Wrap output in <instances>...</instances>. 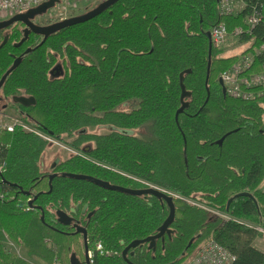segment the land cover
<instances>
[{
  "label": "trees",
  "instance_id": "trees-1",
  "mask_svg": "<svg viewBox=\"0 0 264 264\" xmlns=\"http://www.w3.org/2000/svg\"><path fill=\"white\" fill-rule=\"evenodd\" d=\"M218 20L217 0H118L90 20L51 34L40 45L29 40L14 47L20 35L9 34L0 47V76L24 47L32 49L22 53L1 92L30 93L35 103L25 108L29 123L59 141L74 136L69 147L78 153L56 166L48 192L49 171L41 164L49 142L20 127L0 131L1 159L6 162L0 189L8 187L15 195L14 200H0V264H33L30 258L41 264H70V254L84 249L83 239L56 221V209L69 211L78 205L79 211L94 210L89 221H82L88 248L101 241L119 253L132 240L155 234L168 215L166 203L154 196L106 190L64 177L63 172L124 187L145 186L134 176L182 197L204 200L235 219L264 221V97L243 101L223 96L218 77L232 59L216 58L214 48L207 97L205 32ZM59 58L64 75L51 79L47 71ZM187 69L183 83L190 92L188 106L176 123L179 74ZM129 102L134 107L124 109ZM146 124L151 125L150 138L131 133ZM97 125L116 130L88 131ZM242 191L251 192L257 204L236 197L226 209L228 199ZM34 196L31 209L24 211L19 204ZM173 200L171 235L158 239L155 250L147 243L129 249L131 263L179 264L213 238L236 255L233 264H264V250L255 245L261 232L235 220H220L178 197ZM7 241L24 255L7 251ZM94 264L128 263L118 255L97 256Z\"/></svg>",
  "mask_w": 264,
  "mask_h": 264
},
{
  "label": "built area",
  "instance_id": "built-area-1",
  "mask_svg": "<svg viewBox=\"0 0 264 264\" xmlns=\"http://www.w3.org/2000/svg\"><path fill=\"white\" fill-rule=\"evenodd\" d=\"M44 1L46 0H0V20L12 14L25 12ZM217 14L219 20L208 30L212 48L220 49L229 39L243 44L242 51L229 56L232 59L230 65L219 74L218 78L222 80L225 95L243 101H253L264 97V0H217ZM64 18L60 17V19ZM229 23L232 25H229ZM2 116V113H0V131L12 132L16 127H20L33 132L48 142L54 141L48 133L29 126L20 120L3 124L1 122ZM5 168L6 162L1 159L0 143V174L5 171ZM166 192L173 197L184 199L175 193ZM14 199L15 195L11 194L10 188L0 189V200L10 201ZM29 200H31L30 197L24 203L19 204L24 211L31 209L28 204ZM194 203L200 205L195 201ZM200 207L225 217L224 221L235 220L264 233L262 228L235 219L218 208H209L205 205ZM118 255H120L118 251L106 249L101 241H96L94 247L87 251L89 264H94L97 256L111 257ZM235 260L236 255L232 251L215 239L208 238L198 246L194 253L179 264H233Z\"/></svg>",
  "mask_w": 264,
  "mask_h": 264
},
{
  "label": "water",
  "instance_id": "water-1",
  "mask_svg": "<svg viewBox=\"0 0 264 264\" xmlns=\"http://www.w3.org/2000/svg\"><path fill=\"white\" fill-rule=\"evenodd\" d=\"M117 1L118 0H103L100 3H98L95 7H93L92 9L86 11L85 13L64 18V19L59 20L55 23H52L48 26L34 25L29 20L30 18L34 17L35 15H39V14L44 13L48 9L52 8L55 5V3H59V0H46V1L42 2L41 4H39L38 6L29 8L25 12L15 14L7 20L0 21V29H3V28H5V27H7V26H9L15 22H19V21L24 22L27 24V27L23 30V33H24L23 37L18 42L14 43V47H19L26 40L30 30H32L34 33L43 35V39L40 42V44H42L46 40V38L48 36H50L51 34L59 31L60 29L65 28V27L72 26V25L90 20L91 18L99 15L104 10L108 9L111 5H113ZM205 36L207 37V40H208V58H207V66H206V78H205V87L207 90V97H208L209 96L208 79H209L211 62H212V46H211V40H210V32L206 31ZM6 41H7V37H5L3 39L2 43L0 44V47ZM30 51H31V48H27V49H25L24 53H29ZM21 61H22V56H17L14 58L10 67L0 77V89H1L5 79L7 78V76L14 69H16L18 67V65L21 63ZM189 71L190 70L187 69V70H185L179 74L180 106L177 108V110L175 112L176 123L178 122L177 121L178 115L180 113H182L184 111V109L187 108V106H188V101L186 99L190 96V92L186 89V87L183 83V80H184V74L188 73ZM218 83H219V86L221 88L223 96H225V88H224L222 80L220 78H218ZM0 101H1V97H0ZM13 101L18 102L24 106H30V105L35 103V99L33 96H28V97H26V96H15V97H13ZM225 136H226V134L223 135L220 139L216 140V143L222 144ZM56 175H57L56 173L49 175V179H48L49 190H48V192H50L52 189L51 181H52L53 177H55ZM61 175L64 177H69V178L87 180L89 182L94 183L95 185H97L99 187L104 188V189L114 190V191H118V192L125 193V194H130V195H134V196H142V195L154 196L157 199H159L161 202L166 203L168 210H169L168 215L166 216V218L164 219L162 224L157 228V232L155 234L149 235L143 239L132 240L122 250L121 256H122L123 260L125 262H127L128 264H133L127 258V253L129 251V249L135 248L136 246H138L140 244L147 243V248L149 250H155L156 241L158 239H161L163 241L165 235H169V236L171 235L172 230L170 229V225L173 222L174 217H175V205H174V200H173L174 197L171 194L167 193L164 189H161V188L154 186V185H150V186H147L144 188H128V187H124L121 185L111 184L106 180H102L100 178H97V177H94L91 175H87V174L63 172ZM3 182L6 185H11L9 182H7L5 180H3ZM23 194L26 196H29L28 192H24ZM236 197H247V198L252 199L253 202L255 204H257V201L251 192L242 191V192L234 194V196H232L231 198L228 199V201L226 203V209L229 208L230 203ZM35 198H36V196H34L31 200H29L28 204L30 206L33 205V200ZM55 214H56V221L58 223H60L64 226H69L72 224L73 218L71 216H69L66 212H64L63 210L57 209ZM41 220H43V215H41ZM73 227H75L74 233L81 234V236H82L83 245H84V260H85L86 264H89V260L87 257V251H88L87 230L85 227L80 226L78 222H75L73 224ZM192 242H193V239H191L189 241L188 246H190ZM69 262H70V264H82L80 259L75 254V252H72L70 254Z\"/></svg>",
  "mask_w": 264,
  "mask_h": 264
},
{
  "label": "rangeland",
  "instance_id": "rangeland-1",
  "mask_svg": "<svg viewBox=\"0 0 264 264\" xmlns=\"http://www.w3.org/2000/svg\"><path fill=\"white\" fill-rule=\"evenodd\" d=\"M101 1H103V0H61L55 7L52 8V10L49 11L48 17H51L54 19H59L60 17H70V16L80 15V14L85 13L86 11L92 9ZM242 49H243V44H240L239 42H236V41L229 39L227 41V43L224 44V46H222L220 49H215L216 50L215 55H216V58H229V56H233L235 54H238L240 51H242ZM17 114L18 113L16 112L15 109L9 108L6 111H3V114H2L3 116H2L1 122L3 124H6V123L13 122L15 120H20ZM27 125L32 126L30 124H27ZM88 131L91 133H96V134L108 133L107 130H105L104 128L99 129V127H97V126L90 127L88 129ZM134 132H136L139 137H141L143 139H148L151 137V134H150L151 133V125L146 124V125L138 128L137 130H134ZM73 137L74 136L68 137L66 142L54 140L51 144H49L47 146L43 160H42V162L44 163V165H42L44 170L51 163V161L54 160L56 157H58L60 159H64V158H67L68 156H70L71 154L78 153V151L69 147V144H70L69 142H71ZM261 187L264 189V180L261 183ZM168 192H170V191H168ZM176 195H178V194H176ZM178 196H180V195H178ZM180 197H182V196H180ZM182 198H184L182 200H184V201L188 202L189 204L194 205L196 207H200L201 205H205L209 208H216V207H211V206L207 205V203L201 199L194 200V198H186V197H182ZM194 201L200 205L199 206L195 205ZM200 208H202V207H200ZM206 210H208V209H206ZM208 211L211 213V215L213 217L217 216L218 218H220V220H225V217L219 216L210 210H208ZM251 224L254 226L260 227L264 230L263 219H261L260 222H258V223H251ZM261 234H262V236H258L256 238L255 245L259 250H264V233H261ZM4 246H5V249L7 251H14V252L16 251L20 254V256L24 255L23 251L17 247L15 248L14 244L11 241L5 242ZM78 258L81 260H84V249L83 248L79 252ZM37 264H41V263L37 262Z\"/></svg>",
  "mask_w": 264,
  "mask_h": 264
},
{
  "label": "flooded vegetation",
  "instance_id": "flooded-vegetation-1",
  "mask_svg": "<svg viewBox=\"0 0 264 264\" xmlns=\"http://www.w3.org/2000/svg\"><path fill=\"white\" fill-rule=\"evenodd\" d=\"M58 3H55V5L53 6V7H55L56 5H57ZM52 7V8H53ZM52 8H50V9H48L47 11H45L44 13H42V14H39V15H35L34 17H32V18H30L29 20L34 24V25H37V26H48V25H50V24H52V23H55V22H57V21H59V20H62V19H54V18H51V17H48V13H49V11L50 10H52ZM14 14H12V15H10V16H8V17H6L5 19H3V20H7V19H9L11 16H13ZM66 18V17H65ZM0 21H2V20H0ZM27 27V24L26 23H24V22H21V21H19V22H15V23H13V24H11V25H9V26H7V27H5V28H3V29H0V44L2 43V41H3V39L5 38V37H7V41H8V39H9V34L11 33V32H14V31H16L20 36H19V39L16 41V42H18L22 37H23V30L25 29ZM29 29V28H28ZM42 39H43V35H41V34H37V33H34L32 30H30V32H29V34H28V36H27V38H26V40L24 41V42H26V41H29V40H33V41H35V42H37L38 44H40V42L42 41ZM6 41V42H7ZM5 42V43H6ZM24 42L19 46V47H21L23 44H24ZM4 43V44H5ZM15 43V42H14ZM3 44V45H4ZM14 45V44H13ZM18 48V47H17ZM27 48H31L30 46H26V47H24L20 52H19V54H16L15 56H14V58L15 57H17V56H22V53H24V51H25V49H27ZM32 49V48H31ZM14 58H13V60H14ZM64 72H65V69H64V65H63V63L60 61V58L49 68V70L47 71V76L49 77V78H51V79H59V78H61L63 75H64ZM1 77V76H0ZM15 96H26V97H28V96H32L30 93H27V92H25V91H19V92H17V93H15V94H12V95H5L4 93H2L1 92V89H0V97H1V101H0V113H2L3 114V111H6L7 109H9V108H12V109H15L16 110V112L18 113L17 115H18V117H19V119H20V121H22V122H24V123H26V124H30L31 125V123H29V122H31V119L27 116V112H26V110H25V108H27L28 106H24V105H22V104H20V103H18V102H14L13 101V97H15ZM33 105V104H32ZM132 107H134V104L133 103H131V102H129V103H126V104H124L123 105V108L124 109H130V108H132ZM97 127H99V129L100 128H104L105 130H107V132L108 133H110V132H112V131H114V129L115 128H113V127H111V126H108V125H97ZM37 128V127H36ZM37 129H39V128H37ZM40 130V129H39ZM116 130V129H115ZM42 131V130H41ZM132 134H134V135H136V136H138L137 135V133L136 132H131ZM54 140H58L57 138H55V137H53L51 134H49ZM139 137V136H138ZM52 142H50L49 144H51ZM71 148V147H70ZM73 149V148H72ZM89 149V147L88 146H86V147H84V150H88ZM65 159V158H64ZM64 159H60V158H58V157H56L54 160H52L51 161V163L47 166V168L45 169L46 171H49V174H48V176L50 175V174H53V173H56L57 174V172H55L54 171V169L56 168V166L62 161V160H64ZM96 164L97 165H100V166H102L103 168H105V169H109V170H112V171H116V169L115 168H113V167H111V166H108V165H105V164H102V163H97L96 162ZM41 165H44V163L42 162V164ZM44 169V168H43ZM62 174V173H61ZM131 178H133V179H135V180H137V181H139V182H141V183H143L145 186H138V185H135V186H129L128 188H144V187H147V186H150V185H153V184H151V183H148L147 181H145V180H143V179H139V178H135L134 176H131ZM139 179V180H138ZM102 180H105V179H102ZM106 181H108V180H106ZM145 183H144V182ZM109 183H111V184H116V185H119V184H117V183H115V182H110V181H108ZM155 186V185H154ZM158 187V186H157ZM160 188V187H159ZM104 189V188H103ZM162 189V188H161ZM106 190H108V189H106ZM114 191V190H113ZM57 210V209H56ZM56 210H55V212H56ZM54 212V213H55ZM64 212H66L69 216H71L72 218H73V220H72V224L71 225H69L71 228H73V232H75V227H73V224L75 223V222H78L79 223V225L80 226H82V227H85L86 228V230H87V227H86V225L85 224H83L82 223V221L83 220H86V221H89L91 218H92V216H93V213H94V210H88L87 208H84V209H82V210H80L79 211V207H78V205H75V208H72L71 210H69V211H64ZM55 217H56V214H55ZM81 235V234H80ZM87 235H88V232H87ZM87 238H88V236H87ZM87 243H88V239H87ZM84 246V245H83ZM90 248H88V250H89ZM120 255H121V253H120ZM77 257H78V255H77ZM80 258V257H79ZM80 261H81V263L82 264H86L85 263V260H81L80 259Z\"/></svg>",
  "mask_w": 264,
  "mask_h": 264
},
{
  "label": "crops",
  "instance_id": "crops-1",
  "mask_svg": "<svg viewBox=\"0 0 264 264\" xmlns=\"http://www.w3.org/2000/svg\"><path fill=\"white\" fill-rule=\"evenodd\" d=\"M14 246H15V248L17 247V248H19L17 245H15L14 244ZM20 249V248H19ZM16 252V251H15ZM16 253H18V252H16ZM19 254V253H18ZM20 255V254H19ZM33 264H37V261L35 260V259H29Z\"/></svg>",
  "mask_w": 264,
  "mask_h": 264
}]
</instances>
